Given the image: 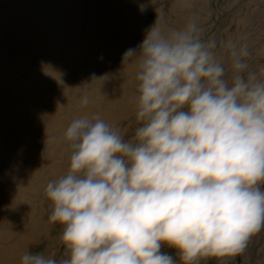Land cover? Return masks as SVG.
Returning a JSON list of instances; mask_svg holds the SVG:
<instances>
[{"label":"clouds","instance_id":"1","mask_svg":"<svg viewBox=\"0 0 264 264\" xmlns=\"http://www.w3.org/2000/svg\"><path fill=\"white\" fill-rule=\"evenodd\" d=\"M200 32L156 19L122 54L136 58L139 126L125 140L102 118L71 121L68 170L45 187L65 252L19 264H176L162 247L197 264L241 253L264 227V68L247 71L246 43L229 40V77Z\"/></svg>","mask_w":264,"mask_h":264},{"label":"rangeland","instance_id":"2","mask_svg":"<svg viewBox=\"0 0 264 264\" xmlns=\"http://www.w3.org/2000/svg\"><path fill=\"white\" fill-rule=\"evenodd\" d=\"M156 19L165 32L194 20L229 77V40L246 43L247 71L264 68V0H0V264H19L24 251L64 254L45 193L68 170L64 131L88 114L132 139L137 64L122 54ZM257 233L241 253L197 264H264V227Z\"/></svg>","mask_w":264,"mask_h":264},{"label":"water","instance_id":"3","mask_svg":"<svg viewBox=\"0 0 264 264\" xmlns=\"http://www.w3.org/2000/svg\"><path fill=\"white\" fill-rule=\"evenodd\" d=\"M261 187L264 188V185H262ZM257 237H258V233H257ZM252 247H254V246H252ZM251 250H252V248H251ZM238 264H242V263L239 261ZM244 264H247V263H244Z\"/></svg>","mask_w":264,"mask_h":264}]
</instances>
